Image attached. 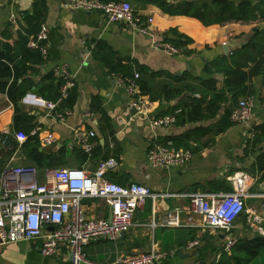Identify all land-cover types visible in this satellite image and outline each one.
I'll return each instance as SVG.
<instances>
[{
  "label": "crops",
  "instance_id": "0c3cea01",
  "mask_svg": "<svg viewBox=\"0 0 264 264\" xmlns=\"http://www.w3.org/2000/svg\"><path fill=\"white\" fill-rule=\"evenodd\" d=\"M45 1V16L40 28L42 25L49 27L48 55L44 57L45 64L39 67V74L29 72L28 76L39 83L47 74L54 76L56 68L67 67L75 79L78 98L65 123L46 118L47 110L32 106L31 97L22 100L19 107L35 116V128H40L36 136H30L38 137L40 151L52 154L60 164L58 168H67L77 174H92L100 162L113 158L118 167L107 173L108 178L106 174L107 180L124 187L132 183L143 185L156 196L155 200L152 197L146 200L136 212L129 230L117 242L106 239L90 242L85 247L87 264H119L118 259L122 255L146 253L153 247L175 252L174 256L159 264H264V210L260 197L264 195V171L256 167L260 151H252L248 147V142L255 136L254 122H260L257 127L264 124V77L253 79L255 109L252 121L247 124L232 123L225 133L217 136L214 133L202 134L201 130L214 127L218 118L226 115L227 109H231L228 103L227 109H221L216 119L180 123L170 128L151 126L153 119L181 111L183 98L201 99L202 82L215 79L217 90H223L224 74L214 66V62L229 59L233 53L226 54L223 46L237 43L240 48L255 28H264V21L206 27L195 18L166 14L148 0H126L134 14L144 22L153 20L149 24L152 36L147 37L123 24L109 23L100 13L69 8L74 0ZM164 1L174 5L182 2L210 5L216 0ZM35 3L36 0H0V32L14 34L9 42H17L20 22L25 14L32 13ZM172 30L192 40L185 49H179L177 56H169L157 47L158 43L171 44L168 38L174 39ZM121 62L131 68L130 77L146 69L164 75L158 81L171 82L169 78L172 76L188 79L185 82L196 90L173 101H152L138 87L137 95L149 98L154 106L147 116L133 117L127 111L129 97L126 90L118 85L120 75L110 70L112 65ZM31 94L37 95L30 92L26 96ZM93 99L98 102L96 107L103 109L107 120L99 110H92ZM203 112L207 115V104L203 105ZM14 113V104L6 94L0 93V139L7 136L8 141L13 138L18 143L9 159L2 152L7 149L8 141L5 146L0 143V161L4 167L30 164V149L23 146L26 141L20 143L17 133L13 132ZM89 131L97 135L95 154L93 152L92 156L87 155L88 158L83 159L77 138ZM48 134L54 136L56 143L45 146L41 139ZM169 141L179 150L191 151L190 162L187 166L170 169L152 167L148 162L150 149ZM61 149L66 150L63 157L58 154ZM47 170H38L40 182H44ZM239 171L257 180L250 190V197L244 201V211L234 220L229 232L209 229L201 215L190 211V201L185 196L232 193L234 189L227 176ZM83 206L90 219L109 216L108 208L101 200L92 199ZM175 208L182 209V226L162 227L163 218ZM255 217L261 222H256ZM230 241L235 245L228 248ZM193 242L198 244L191 247ZM252 245L259 248L254 250ZM41 248L40 240L2 245L0 264H71L66 248L53 257L43 256Z\"/></svg>",
  "mask_w": 264,
  "mask_h": 264
},
{
  "label": "built area",
  "instance_id": "2783aa9c",
  "mask_svg": "<svg viewBox=\"0 0 264 264\" xmlns=\"http://www.w3.org/2000/svg\"><path fill=\"white\" fill-rule=\"evenodd\" d=\"M82 12H96L103 15L111 24H123L132 31L151 37L149 24L134 14L131 4L126 0H74L69 6ZM49 27L42 25L35 38H31L29 47L39 50L43 57L48 55ZM158 49L169 56H177L180 51L168 43H158ZM54 77L64 82L60 86V97L57 101H48L37 95L31 97L30 104L47 110L46 118L65 123L71 110L61 112L62 102L66 100L72 89L76 87L74 77L67 67L56 68ZM139 74L133 77H119L118 85L126 90L129 97L128 114L147 116L153 109L154 103L147 97L137 95ZM255 109V99L250 96L242 98L233 108L230 121L233 124H247L252 121ZM174 114L155 118L151 126L170 128L176 125L177 115ZM40 128H35L31 136H36ZM97 135L89 131L78 136V144L89 157L96 148ZM20 143L28 140L29 136L18 132L16 136ZM8 137H1L0 143L5 146ZM42 144L50 146L56 143L52 134L41 139ZM192 158L189 150L175 148L173 142L153 146L148 153L149 164L158 169H170L174 166H187ZM118 167V162L110 158L102 161L95 172L75 173L67 168H53L45 173L44 182L38 180V170L32 166H6L0 175V246L18 243L20 241L42 242L41 254L53 257L63 248L71 259V264H87L85 247L92 241L106 239L117 242L129 230L136 212L141 209L150 197L156 196L152 190L143 185L132 183L121 186L106 179V174ZM233 186L232 193L186 195L190 201V211L203 217L205 226L212 230L229 232L234 220L245 209V199L250 197V190L257 180L245 172H235L227 176ZM263 199L264 195L260 196ZM92 198L103 201L109 212L107 218L90 219L84 209L82 200ZM182 209L175 208L162 220V227L178 228L182 226ZM256 222L261 219L254 218ZM198 243L193 242L191 247ZM235 245L228 243V248ZM175 255L174 251H162L153 247L149 252L122 255L119 264H159Z\"/></svg>",
  "mask_w": 264,
  "mask_h": 264
},
{
  "label": "trees",
  "instance_id": "16d2710c",
  "mask_svg": "<svg viewBox=\"0 0 264 264\" xmlns=\"http://www.w3.org/2000/svg\"><path fill=\"white\" fill-rule=\"evenodd\" d=\"M157 4L166 14L172 16H186L195 18L204 26L224 25L228 23H256L264 21V0L241 1L239 3L233 0H216L212 4H198L196 2H182L180 4H168L164 0H148ZM45 0H36L32 13L25 14L21 24V30L17 32V42L11 43L9 39L14 37V34L0 32V93L6 94L9 101L15 106L13 119V132H23L29 136L28 140L23 144L25 148L30 149L29 159L32 166L40 170L58 168L59 163L52 154H45L40 151L38 137H31L30 134L36 127V117L24 112L20 107V102L30 93L35 92L37 95L48 101H57L60 97V86L63 80H56L52 73L43 77L42 81L35 83L29 77V72L32 75L39 74V67L45 64V59L39 50H33L29 47L31 38H35L40 25L45 16ZM174 39L168 38L170 43L179 49H185L192 40L187 36H180L177 31H171ZM16 34V33H15ZM243 47L238 48L231 54L229 59H220L214 62V66L221 69L224 74V88L217 90V80L202 82V96L199 100L194 98H183V108L180 114L177 115L176 124L187 123L193 121H203L208 118L216 119L220 114L221 109H227L228 103L230 108L238 104L242 98H247L254 95L253 79L259 76L264 77V28H258L247 37ZM122 68V69H121ZM112 72L118 73L120 77H130L132 75L129 66H123L122 62L119 65L110 67ZM164 75L154 73L143 69L137 80L138 87L144 95H148L152 101L165 99L173 101L186 92L194 93L196 90L191 84L185 82V78L170 77L171 82L158 81ZM133 77V76H132ZM186 83V84H185ZM78 91L72 89L69 97L64 100L59 108L61 112L73 110L77 98ZM92 110H99L104 118L107 116L97 100L93 99ZM207 104V115L203 112V105ZM227 109L224 116L218 118V122L210 129H203L202 134L214 133V136L225 133L231 126L230 116L232 110ZM254 138L248 142V147L252 151L258 149L260 155L257 158V170L264 171V124L256 127ZM11 147V148H8ZM5 152L6 158H10L18 147L15 139L11 138L8 141ZM6 150V151H5ZM66 153L65 149H61L58 154L63 157ZM83 159L88 156L82 151H79ZM95 154V151H94ZM106 161V160H105ZM3 162L0 161V170L4 168ZM108 178V174H107ZM264 179V176H263ZM254 250L259 247L251 246Z\"/></svg>",
  "mask_w": 264,
  "mask_h": 264
},
{
  "label": "water",
  "instance_id": "95a60500",
  "mask_svg": "<svg viewBox=\"0 0 264 264\" xmlns=\"http://www.w3.org/2000/svg\"><path fill=\"white\" fill-rule=\"evenodd\" d=\"M257 29L258 28H255L254 31L257 30ZM249 39L250 38H247L246 41H248ZM244 45H245V43L242 44L240 47H243ZM223 48H224L225 53L227 54L228 52H234V51H236L239 47H238V44L237 43H229V44L223 46ZM138 92H139V90H138ZM259 123L260 122L258 120H256L254 122L253 129H255ZM90 201H92V198H85V199L82 200V203L83 204H86V203H88Z\"/></svg>",
  "mask_w": 264,
  "mask_h": 264
}]
</instances>
